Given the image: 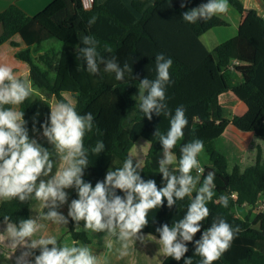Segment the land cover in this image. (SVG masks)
Returning a JSON list of instances; mask_svg holds the SVG:
<instances>
[{
  "label": "trees",
  "instance_id": "trees-1",
  "mask_svg": "<svg viewBox=\"0 0 264 264\" xmlns=\"http://www.w3.org/2000/svg\"><path fill=\"white\" fill-rule=\"evenodd\" d=\"M205 2L207 0H132L128 7L122 0H107L85 9L82 0H52L34 17L12 5L0 14V46L9 42L18 48V43L12 41L16 35L25 45L16 58L29 67L27 79H19L31 85L32 95L18 108L25 113L29 131L34 126L35 130L42 129L41 124L50 117V103L43 102L38 95L54 97L56 102L71 100L81 115L93 114L94 128L85 136V147L91 149L98 140L105 144L99 155L89 153L83 179L93 187L97 181L104 180L110 169L122 167L140 138L151 145L140 174L145 180L154 179L158 188L164 186L162 174L151 167V159L163 151L159 138L153 134L157 128L166 134L169 118L153 114L149 121L144 117L135 97L137 86L127 84H138L145 77L154 79L157 54L171 58L173 64L169 71L173 83L166 90L167 103L173 112L183 105L189 121L184 138L173 152L178 160L182 144L200 139L210 159L201 183L208 172L215 173L216 195L207 204L210 216L202 222L201 232L195 235L193 242L187 244L189 251L185 257H192L193 264H199L201 258L193 255L194 241L200 239L215 218L222 217L240 230L230 248L214 264H264V252L259 248L264 244V208L253 222L248 216L236 215V209L255 208L264 196V19L256 10L247 9L241 0H228L241 16L239 35L210 52L201 41L202 35L212 28L227 26V22L217 15L194 24L182 19V13ZM182 3L185 7H181ZM92 17H96V21L90 26L88 22ZM84 35H93L99 41L98 50L105 56H115L121 65L130 63L132 76L137 78L131 79L126 74L128 83L125 84L117 81L114 73H105L103 66L99 74H90L85 60L78 54V49L84 46L81 43ZM47 44L51 47H46ZM105 45L113 51L104 52ZM231 68L241 76V81L235 85L228 76ZM229 91L246 106L244 114L232 118L224 116L219 96ZM40 103L45 105L38 116ZM229 126L252 135L243 157L231 171L225 155L215 147V141ZM51 146L47 140L43 144L47 149ZM192 174L196 175L195 170ZM72 189L71 200L77 199V192ZM117 194L123 196L120 190ZM221 195L229 197L226 208L216 202ZM189 202L190 197H185L169 209L165 200L163 207L149 212V224L142 230L143 234L159 239L156 227L164 223L171 227L182 219ZM5 216L17 224L21 219L30 218V201H3L1 223H5ZM83 224L81 221L77 229L69 218L57 239L61 243L67 241L93 248L100 233L85 232ZM35 254L38 255L39 250H35ZM162 264H184V259L175 261L166 257Z\"/></svg>",
  "mask_w": 264,
  "mask_h": 264
},
{
  "label": "clouds",
  "instance_id": "clouds-1",
  "mask_svg": "<svg viewBox=\"0 0 264 264\" xmlns=\"http://www.w3.org/2000/svg\"><path fill=\"white\" fill-rule=\"evenodd\" d=\"M181 7L185 4L182 3ZM228 10V0H207L182 13V19L189 24L206 22ZM95 21L96 17H92L88 23L91 26ZM81 43L84 46L78 49V54L85 60L90 74H99L103 66L105 73H114L115 79L125 84L128 83L126 74L131 79L137 78L132 76L130 63L121 65L115 56L102 54L98 50L99 41L93 35L82 36ZM112 51L110 46H104V52ZM172 64L171 58L157 54L155 78L145 77L137 85L138 108L144 117L149 121L153 114L169 118L167 133H161L157 128L153 134L159 138L163 149L158 160V172L162 174L164 186L159 188L154 179L142 178V160L132 156L125 159L122 167L110 169L104 180L97 181L94 187L91 182H86L83 176L89 165V153L99 155L104 151L105 144L98 140L91 149L85 147V136L94 128V116L91 112L81 115L71 100H61L50 106L49 120L41 124L42 135L54 151H49L36 139H30L28 121L18 106L32 95V87L19 79L12 67L0 65V201L25 203L35 200L42 209H47L36 217L21 219L18 224L10 222L8 216L4 217L6 228L3 233L7 235L12 253L18 247L23 249L15 264H102L100 256L88 245L61 243L56 236L46 234L33 239L43 226L41 221L67 225L69 218L75 222L77 229L83 221L85 232L104 233V245L108 250L113 248L115 239L119 245V258L127 257L137 242L145 244L154 241L165 257L175 261L184 259V264H193L192 257H185L189 251L187 244L193 242L195 235L201 232L202 222L210 216L207 204L216 195L215 173L208 172L201 183L204 169L198 156L204 150L202 140L182 144L178 160L173 152L184 138V129L189 121L183 105L177 106L173 112L167 103L166 90L173 83L169 71ZM54 155L59 165L53 174L57 163ZM72 188L78 198L68 204L66 189ZM117 190L123 196L118 195ZM185 197H190V202L182 219L175 221L171 227L167 223L156 227L159 239L152 234H143L142 230L149 224L150 211L163 207L165 200L171 209ZM216 202L226 208L229 197L221 195ZM65 204H68L67 216L59 211ZM239 230L238 226L233 228L222 217L215 218L200 239L194 241L193 255L201 258L199 264H214L219 260L230 248ZM35 250H39L38 255Z\"/></svg>",
  "mask_w": 264,
  "mask_h": 264
},
{
  "label": "crops",
  "instance_id": "crops-1",
  "mask_svg": "<svg viewBox=\"0 0 264 264\" xmlns=\"http://www.w3.org/2000/svg\"><path fill=\"white\" fill-rule=\"evenodd\" d=\"M106 1L107 0H92L93 5L94 4L100 5ZM122 1L128 7L131 6L132 0H122ZM241 1L243 2L244 6L247 9L256 10L258 12V14L264 19V0H241ZM51 3H52V0H0V14L5 12L10 6L15 5V6L19 7L27 16L34 17V16L38 15L40 12H42L44 9H46ZM217 16L224 19L227 22V26L212 28L211 30L206 32L204 35H202L201 41L204 44V46L208 49V51H210V52H213L215 50V48L218 47L219 45H221L222 43H224L230 39L236 38L239 35V30H240L241 16H240L239 12L230 3H229L228 12L225 14H217ZM0 31H1V26H0ZM12 41L18 43V45H19L18 48L12 47V45L9 42L0 46V65H7L9 67H12L15 75L18 78L27 79L28 74H29V67L25 63L21 62L20 60H18L16 58V54L18 53L19 49L25 48V45L22 44L23 42H21L20 36H18V35H16L12 39ZM228 76H229V79H230V82L232 85H235L241 81V76L238 73H236L232 68L230 69V73H228ZM127 85L128 86H137L138 84L130 82ZM138 95H139V89L137 87V92H136L135 97ZM39 96L41 97V100L43 102L50 103L51 106L53 105L54 101L56 102V99L54 97H47V96L44 97L43 95H39ZM219 103L222 106L224 116L228 117V118H232L235 115H242L247 110L246 106L235 96V94L232 91L221 94L219 96ZM228 129L237 130L233 126H229L226 130H228ZM225 132H224V134H225ZM242 133L244 136H241L239 134L235 135L237 137V139L240 140V142H241L240 145H237L238 146L237 149H235V148L230 149L229 147H226V149H228L227 151L222 150V151H225L229 157H231V160L229 159V157H227L226 154H224L223 152H221L219 150L222 154L225 155V157L227 159L229 171H231L234 168V166L240 162L241 158L243 157L245 151L247 150V148L250 144L252 135L249 133H244V132H242ZM224 134L218 140H216L215 143H217L219 140H221L223 138ZM29 137H30V139H36L37 142L40 143L42 146H43L44 142L46 141V138H44L42 135V129H36V130L29 131ZM245 138L248 140V142H247V145L245 146V148L243 149ZM142 139L143 138H140L138 141H136L134 146L139 141H141ZM143 143H145V145H147V153H148L151 145L148 141L143 142ZM222 145H225L224 142L222 143ZM134 146H133V148H134ZM133 148H132V150H133ZM132 150H131V152H132ZM49 151H54L53 146L50 147ZM203 151H205V150H203ZM147 153H146V155H147ZM205 154L208 157V154L206 153V151H205ZM146 155L142 159V165L141 166H144V163L146 160ZM234 158H236V159H234ZM53 159H56V161H57L56 166H54L55 171H56V167H58V165H59V160H58V158L55 157V155L53 156ZM152 159H151V167H152ZM198 160L200 161V165L203 169L210 165L209 157H208L207 163L205 160L203 161L201 154L198 156ZM176 166L177 165H173L172 167H176ZM54 172H53V174H54ZM66 191L69 194L68 204H70L73 189H66ZM2 202L3 201H0V204ZM68 204H65L64 206H62L63 208H65L66 215H67V211H68ZM43 211L46 212L47 209H42L40 206V203L38 201L30 200V217H36L39 214H41ZM41 224L43 226L40 229V231L36 234V236L39 234L48 235V233H50L51 231H55V229H54L55 225H53L50 221H46V220L41 221ZM51 226H53V227L50 229ZM65 227H66V225H63L61 227V230L58 234V237ZM5 228H6V224L0 222V252L3 253L6 258H8L10 260H16V257H18L20 255L22 250H21V248L18 247L17 250L14 253H12L13 249H11V247H9L7 243H5L6 237H5V233H3ZM101 235L104 236V233H100L99 237ZM146 235H148V234H146ZM97 239L95 240V242L97 241ZM92 247H93L92 249H93L94 253L97 254V251L95 249L94 244L92 245ZM153 251H155V250H153ZM104 255L102 256V258H106ZM157 258H160V259H152V260L153 261L158 260V264H162V262L165 260L166 257L163 255V253H161V250H158V257ZM118 259H117V261H118ZM153 264H154V262H153Z\"/></svg>",
  "mask_w": 264,
  "mask_h": 264
},
{
  "label": "rangeland",
  "instance_id": "rangeland-1",
  "mask_svg": "<svg viewBox=\"0 0 264 264\" xmlns=\"http://www.w3.org/2000/svg\"><path fill=\"white\" fill-rule=\"evenodd\" d=\"M46 47L50 48L51 46L49 44H47ZM60 48L61 47L59 46L58 49H60ZM43 96L45 97V95H43ZM46 96H48V95H46ZM39 97L40 96L38 95V98ZM136 97H138V96H136ZM55 103L56 102L54 101L53 105ZM40 104H41V109L38 112V116H40L42 114L43 107H44L45 103H40ZM237 134L244 136L243 133L238 131V130H235V129L226 130L223 138L221 140H219L217 143H215V147L218 150H220L221 152H223L224 154H226L227 157H229L228 154L225 152L228 150V149H226V147H229L230 149H232V148L237 149V147H238L237 145H240V143H241L240 140H238L237 137L235 136ZM143 142H147V141L145 139H142L141 141H139L134 146V148L131 152L132 156L136 159L142 160L147 153V145H145V143H143ZM223 142L225 145H222ZM247 142H248V140L245 138L243 149L247 145ZM222 150H225V151H222ZM162 152L163 151H160L152 159V169L154 172H158V167H159L158 160L162 157ZM201 157L203 158V161L205 160L206 163L208 162V157L206 156L205 151H203L201 153ZM229 159L231 160V157H229ZM234 159H236V158H234ZM209 163H210V161H209ZM54 171H55V168L53 169V172ZM261 210H263V209H259L257 206L255 208H250V207L244 206L243 208L236 209V215L238 217H241V218H246L248 216V217H250L251 221L253 222ZM59 211H61L65 216H67L66 212H65V208L62 207V208H60ZM53 225H55V224H53ZM62 226L63 225H55L54 226L55 231H51L50 233H48V235H54V236L58 237V234H59ZM40 235L41 234H39L37 236L35 235L33 237V239L38 238ZM144 235L147 236L146 234H144ZM5 237H6L5 243H7L6 233H5ZM137 244H140V243L137 242ZM137 244H136V247L134 249H130V254L124 258L118 257L117 249L119 248V245L115 242V239H113V248L111 250H108L105 248L103 235H101L97 239V241L94 243V246H95V249L97 251V254L102 259L103 264H153V262H154V264H158V260H156V261L152 260V259H160V258H157L158 257V250H160V246L157 243H155L154 241H147L146 244H141V247H139V245H137ZM259 248L264 252V244L261 245ZM21 250H23V249H21ZM153 250H155V251H153ZM161 253H162V251H161ZM103 255L106 258H102ZM117 259H118V261H117ZM0 264H15V260H10V259L6 258L5 255L0 252Z\"/></svg>",
  "mask_w": 264,
  "mask_h": 264
},
{
  "label": "built area",
  "instance_id": "built-area-1",
  "mask_svg": "<svg viewBox=\"0 0 264 264\" xmlns=\"http://www.w3.org/2000/svg\"><path fill=\"white\" fill-rule=\"evenodd\" d=\"M82 2H83V5H84L85 9H90L93 6L92 0H82ZM233 197H235V195H233ZM257 207L259 209H263L264 208V196L257 203Z\"/></svg>",
  "mask_w": 264,
  "mask_h": 264
}]
</instances>
